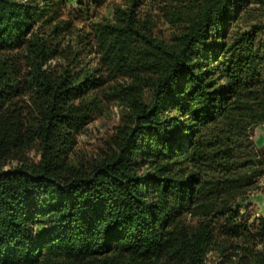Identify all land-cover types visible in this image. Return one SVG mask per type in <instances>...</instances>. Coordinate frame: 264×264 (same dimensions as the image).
Segmentation results:
<instances>
[{"label": "trees", "instance_id": "1", "mask_svg": "<svg viewBox=\"0 0 264 264\" xmlns=\"http://www.w3.org/2000/svg\"><path fill=\"white\" fill-rule=\"evenodd\" d=\"M96 5L0 0V264H264V0ZM103 100L113 136L73 163Z\"/></svg>", "mask_w": 264, "mask_h": 264}, {"label": "rangeland", "instance_id": "2", "mask_svg": "<svg viewBox=\"0 0 264 264\" xmlns=\"http://www.w3.org/2000/svg\"><path fill=\"white\" fill-rule=\"evenodd\" d=\"M91 1H97L96 7L91 10V21H94L95 19L97 21L111 20L113 8L123 3V0H66V6L68 9L73 8L75 10L76 2L87 4ZM82 26L86 28V24ZM155 26V34L158 37L168 38L173 32V30L162 20H157ZM85 56L86 55L82 56L80 59L82 61L87 60L85 65L93 66L91 64L92 58L89 55V57ZM102 103L103 108L101 114L77 137V146L71 159L73 163H90L113 136V128L118 125L124 112V108L117 102L103 100ZM252 141L257 151L262 153L264 149L263 126L260 125L254 128L252 131ZM30 158L35 160L34 153L30 155ZM15 166L16 164L12 163L10 166H6L4 170L14 168ZM248 201L250 203V209H248L250 211L248 212V215L251 219L264 214V178L259 181L257 189L250 195ZM224 245L225 247L228 246L227 243ZM257 250H260V248H257ZM228 251L233 252L230 249H228ZM231 259L234 261L236 260V257L232 256ZM205 260L207 264H223L221 254L218 250L209 252Z\"/></svg>", "mask_w": 264, "mask_h": 264}]
</instances>
